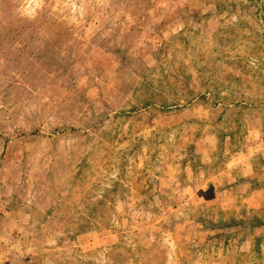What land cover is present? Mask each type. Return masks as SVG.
Here are the masks:
<instances>
[{
	"label": "rangeland",
	"instance_id": "rangeland-1",
	"mask_svg": "<svg viewBox=\"0 0 264 264\" xmlns=\"http://www.w3.org/2000/svg\"><path fill=\"white\" fill-rule=\"evenodd\" d=\"M0 264H264V0H0Z\"/></svg>",
	"mask_w": 264,
	"mask_h": 264
},
{
	"label": "crops",
	"instance_id": "crops-1",
	"mask_svg": "<svg viewBox=\"0 0 264 264\" xmlns=\"http://www.w3.org/2000/svg\"><path fill=\"white\" fill-rule=\"evenodd\" d=\"M244 158L246 159V161H247V162H249V160H248L246 157H244ZM240 161H242V162H243V161H245V160H244V159H243V157H242V160H240ZM240 163H241V162H240ZM250 172H252V170H251V169H250Z\"/></svg>",
	"mask_w": 264,
	"mask_h": 264
}]
</instances>
